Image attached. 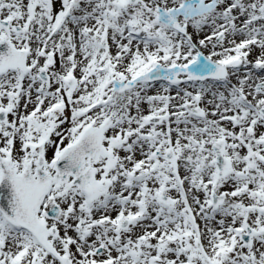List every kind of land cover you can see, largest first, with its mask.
<instances>
[{
  "label": "snow or ice",
  "instance_id": "obj_1",
  "mask_svg": "<svg viewBox=\"0 0 264 264\" xmlns=\"http://www.w3.org/2000/svg\"><path fill=\"white\" fill-rule=\"evenodd\" d=\"M0 264H264V0H0Z\"/></svg>",
  "mask_w": 264,
  "mask_h": 264
}]
</instances>
